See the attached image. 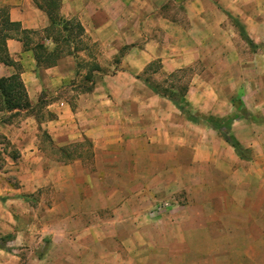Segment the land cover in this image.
Instances as JSON below:
<instances>
[{
	"label": "crops",
	"instance_id": "obj_1",
	"mask_svg": "<svg viewBox=\"0 0 264 264\" xmlns=\"http://www.w3.org/2000/svg\"><path fill=\"white\" fill-rule=\"evenodd\" d=\"M187 71L198 121L153 90ZM15 76L0 264H264V0H0Z\"/></svg>",
	"mask_w": 264,
	"mask_h": 264
},
{
	"label": "trees",
	"instance_id": "obj_2",
	"mask_svg": "<svg viewBox=\"0 0 264 264\" xmlns=\"http://www.w3.org/2000/svg\"><path fill=\"white\" fill-rule=\"evenodd\" d=\"M47 4L51 9H57L60 5V0H47ZM50 18L52 20V26L50 29L55 28V26L58 25H65L64 27L66 30H70L73 34V36L78 34L79 31V25H75L71 22H58V20L55 18V13L53 10H49ZM7 25L11 29H18L20 25L12 24L10 23L9 19L7 21ZM70 26V27H69ZM79 27V28H78ZM81 30V29H80ZM68 37H70L68 35ZM70 39L67 38L66 41H69ZM43 51L46 50L43 46H40ZM3 51H5V48L2 47ZM43 57L38 56V61L43 62ZM42 60V61H41ZM6 62L9 63V59L6 60ZM49 63V62H46ZM157 68L154 70L160 69V66L158 63H154L150 66L151 68ZM156 71V72H158ZM177 78V74H174L169 77V79H175ZM178 88V90H177ZM154 92L159 94L162 97L169 98L172 100L186 115L192 120V121H198V117L194 116L191 111L188 109V103L186 100V95L188 92V84L183 85L182 87H176V85H171L170 87H165V85H157L156 87H153ZM0 111L7 110V111H13L16 109H27L29 104L27 102V94L24 89V86L22 82L20 81L19 77H12L11 79H0ZM246 112V111H245ZM244 112V113H245ZM240 115H233L229 118H216L213 116H210L206 119V122L210 124L214 129L220 131L226 141L231 144L233 147L238 148L237 143L233 140L231 137V130L234 122L239 119Z\"/></svg>",
	"mask_w": 264,
	"mask_h": 264
},
{
	"label": "rangeland",
	"instance_id": "obj_3",
	"mask_svg": "<svg viewBox=\"0 0 264 264\" xmlns=\"http://www.w3.org/2000/svg\"><path fill=\"white\" fill-rule=\"evenodd\" d=\"M113 62H116L115 60ZM154 69H157V68H152V70L154 71V73H157L156 71L158 70H154ZM190 76V72L187 71V72H181L180 74L177 75V78L175 79H169L167 81V85L170 87L172 84L173 85H176V87H182L183 85L186 84V81L188 80V77Z\"/></svg>",
	"mask_w": 264,
	"mask_h": 264
}]
</instances>
